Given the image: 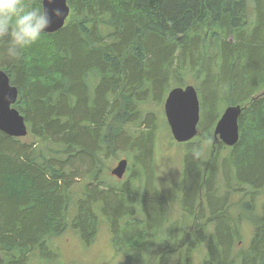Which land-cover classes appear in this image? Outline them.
<instances>
[{
	"label": "trees",
	"instance_id": "1",
	"mask_svg": "<svg viewBox=\"0 0 264 264\" xmlns=\"http://www.w3.org/2000/svg\"><path fill=\"white\" fill-rule=\"evenodd\" d=\"M68 5L64 28L44 34L19 61L0 56L33 139L0 131L1 264L56 259L49 241L66 233L76 203L72 228L83 242H95L100 210L125 264H264V0ZM190 84L201 96V122L185 144L175 201L155 183L156 115L142 107ZM236 106L238 143L215 135L213 142L223 113ZM133 128L143 130L137 136ZM124 149L134 153L131 175L108 184V163ZM142 176L143 189L135 185ZM76 182H86L81 198ZM170 200L181 204L179 222L169 223ZM244 225L252 227L248 244Z\"/></svg>",
	"mask_w": 264,
	"mask_h": 264
},
{
	"label": "rangeland",
	"instance_id": "2",
	"mask_svg": "<svg viewBox=\"0 0 264 264\" xmlns=\"http://www.w3.org/2000/svg\"><path fill=\"white\" fill-rule=\"evenodd\" d=\"M1 60V58H0ZM188 81V79H187ZM191 85V84H190ZM189 85L182 86L185 88ZM192 86H194L192 84ZM198 92V91H197ZM169 93H167L164 97V101L160 104H145L143 105V113H154L156 115V137H155V150H154V171H155V183L158 186L159 190L162 192L163 196L166 198L173 199L175 201H179L182 196V184H183V172H184V158L186 152L188 151V146L186 143H178L173 138L170 125L167 121V117L165 115V101ZM261 93V95H263ZM200 103H201V96ZM224 114V113H223ZM261 116V115H260ZM216 128V127H215ZM214 128V129H215ZM141 129H132V133H135L137 136L142 132ZM213 142L215 141L214 133L212 135ZM219 140V139H218ZM25 142H32V138L25 137L23 139ZM207 146V144H206ZM126 151H121L119 156L114 160L108 163V172H106L104 179L108 184H114L118 181L120 183H124L128 180L131 175V170L133 160L131 159L133 152L124 149ZM220 154L217 151L215 146L212 151ZM222 154L227 156L229 152V148L224 146L222 150ZM208 158V151L204 152V155L201 159L204 161ZM223 159V158H221ZM121 160L128 161V173L124 177V179L119 180L117 177H114L111 174V171L115 169L118 163ZM221 167V166H220ZM223 170L218 171V183L219 185H223L225 182L223 178ZM142 182L135 184L136 186L145 188V178L141 177ZM86 182H76L74 185V193L78 198H81L82 192L84 191V185ZM119 183V184H120ZM240 197H235L236 199H241ZM170 200L167 203L166 212L168 216L169 223H174L176 221H180L183 217V211L181 208V204L172 203ZM77 202V201H76ZM263 202L261 199L260 203ZM77 204V203H76ZM72 207V216L69 219V223H67L68 228L66 233L60 237L51 238L49 241V248L58 255L56 259L46 262L45 264H125L126 257L123 253H118L115 251L112 244V233L109 222L106 220V217L100 212V210H96L99 217V225H98V233L95 242L88 246L86 245L80 234L72 228V219L76 216L78 210V204ZM142 204V203H141ZM98 203L95 204L97 207ZM245 226V240L243 244H248V242L252 238V227L250 225ZM175 261V257L173 258ZM196 262L199 261V255L195 256ZM43 260V257L41 258ZM37 264V260L34 261V264ZM45 262V261H44ZM174 264V263H173Z\"/></svg>",
	"mask_w": 264,
	"mask_h": 264
},
{
	"label": "water",
	"instance_id": "3",
	"mask_svg": "<svg viewBox=\"0 0 264 264\" xmlns=\"http://www.w3.org/2000/svg\"><path fill=\"white\" fill-rule=\"evenodd\" d=\"M45 7L49 12L53 8H59L63 15L53 18L52 26L47 33H56L65 27L70 16L68 0H55V3ZM19 89L11 85L6 72L0 70V131L8 136L24 138L28 135V128L24 117L14 107L19 99ZM242 109L240 106L228 107L215 128V138L221 140L227 146L233 147L239 141V118ZM165 115L170 125L173 138L178 143H188L198 135V127L201 122V103L196 88L189 85L185 88H173L165 102ZM128 161L121 160L111 174L122 179L126 174ZM2 257L0 254V264Z\"/></svg>",
	"mask_w": 264,
	"mask_h": 264
},
{
	"label": "clouds",
	"instance_id": "4",
	"mask_svg": "<svg viewBox=\"0 0 264 264\" xmlns=\"http://www.w3.org/2000/svg\"><path fill=\"white\" fill-rule=\"evenodd\" d=\"M55 0H0V56L9 61H19L36 45L63 12L59 8L45 7ZM193 155L198 156L194 146Z\"/></svg>",
	"mask_w": 264,
	"mask_h": 264
},
{
	"label": "bare ground",
	"instance_id": "5",
	"mask_svg": "<svg viewBox=\"0 0 264 264\" xmlns=\"http://www.w3.org/2000/svg\"><path fill=\"white\" fill-rule=\"evenodd\" d=\"M49 34V33H48ZM221 141V140H220ZM222 142V141H221ZM223 143V142H222ZM238 143V142H237ZM225 144V143H224ZM226 145V144H225ZM230 147V146H229ZM234 147V146H233ZM1 254V253H0ZM1 257H2V254H1Z\"/></svg>",
	"mask_w": 264,
	"mask_h": 264
},
{
	"label": "flooded vegetation",
	"instance_id": "6",
	"mask_svg": "<svg viewBox=\"0 0 264 264\" xmlns=\"http://www.w3.org/2000/svg\"><path fill=\"white\" fill-rule=\"evenodd\" d=\"M128 173V169H127V172H126V174ZM126 174H125V176H126ZM124 179V178H123ZM120 180V179H119Z\"/></svg>",
	"mask_w": 264,
	"mask_h": 264
}]
</instances>
